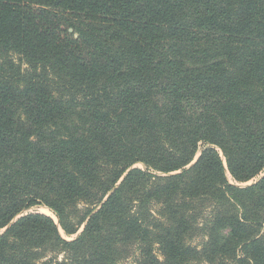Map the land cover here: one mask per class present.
<instances>
[{"label": "trees", "instance_id": "trees-1", "mask_svg": "<svg viewBox=\"0 0 264 264\" xmlns=\"http://www.w3.org/2000/svg\"><path fill=\"white\" fill-rule=\"evenodd\" d=\"M225 168L264 170V0H0V264H264V176Z\"/></svg>", "mask_w": 264, "mask_h": 264}, {"label": "rangeland", "instance_id": "rangeland-1", "mask_svg": "<svg viewBox=\"0 0 264 264\" xmlns=\"http://www.w3.org/2000/svg\"><path fill=\"white\" fill-rule=\"evenodd\" d=\"M201 147H202V145L197 150V152H196L192 162L189 164V166L192 163H194L196 161V159L198 158V156L200 154ZM223 162H224V158H223ZM133 167L142 168L143 165L141 163H136L133 165ZM225 173H226L228 182L230 184L238 186V187H245V186L254 184L262 176H264V170H263L258 175L254 176L252 179H250L249 181L237 182L230 176V174L226 168H225ZM78 208L81 211H83L85 206L80 204L78 206ZM149 208H150L149 213L151 214L152 217H154V218L155 217L156 218L161 217V215L159 213V205L157 203H151ZM211 210L214 211L213 206L210 204V202H205L203 204V206L200 208V210H198V211L196 210L194 212L195 223L198 226H200L204 217L207 216L206 213H208V212L210 213ZM212 211H211V213H212ZM28 212H39V213H43L45 215L50 216L54 220V222L57 224L58 231H59L60 235L65 240H68V241H72V240L76 239L80 235V233L82 232V229L84 226V224L80 225L79 227H78V225H76V223L79 221L78 216L81 215L80 212L77 214V216H73L67 220L69 225L73 226V227H71V229L72 228L75 229V232L72 234H66L65 233V231L62 229V226L60 225L59 219L48 207L42 206V205L31 206L28 209H26L22 214H25ZM22 214H20V215H22ZM20 215L15 217L9 224H11L14 220H16ZM7 227L0 229V234L3 233ZM203 240H204V237L201 235V232L196 231L193 235L188 237L187 243L190 244L191 246L199 247L200 243ZM137 244L138 243L130 244L129 246L124 247L125 249H123L121 252H119V254L117 256L118 258L114 261V263L112 262L110 264H139L141 261V256L139 255V246ZM160 258H161V256H160ZM62 262L67 263V264H71L70 259L68 257V253L64 252L61 249L54 250L53 248H46L44 250H41L39 252V257L36 260V264H58V263H62ZM75 264H77V263H75Z\"/></svg>", "mask_w": 264, "mask_h": 264}]
</instances>
